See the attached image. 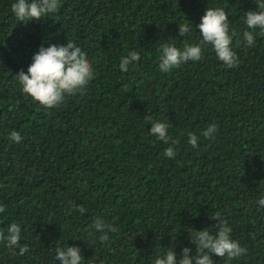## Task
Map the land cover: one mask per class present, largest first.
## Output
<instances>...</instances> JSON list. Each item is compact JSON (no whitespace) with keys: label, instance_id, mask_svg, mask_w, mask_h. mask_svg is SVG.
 I'll list each match as a JSON object with an SVG mask.
<instances>
[{"label":"trees","instance_id":"16d2710c","mask_svg":"<svg viewBox=\"0 0 264 264\" xmlns=\"http://www.w3.org/2000/svg\"><path fill=\"white\" fill-rule=\"evenodd\" d=\"M14 2L0 0V230L20 223L28 250L0 243V264H59L55 249L66 246L79 247L81 264H154L169 248L179 259L185 246L195 253L194 230L215 233L217 214L247 253L213 255V264H264V35L256 29L255 44L242 43L254 0H60L56 13L27 22ZM207 7L225 9L238 66L225 68L209 45L200 61L161 72L159 45L200 44L195 26ZM185 23L192 31L180 37ZM67 40L94 78L83 95L44 108L15 75L41 45ZM133 50L139 62L121 72ZM146 116L168 123L178 143L150 135ZM209 124L217 131L206 138ZM188 132L199 137L195 149ZM170 146L174 158L164 155ZM97 217L118 229L103 242Z\"/></svg>","mask_w":264,"mask_h":264},{"label":"clouds","instance_id":"9594fccd","mask_svg":"<svg viewBox=\"0 0 264 264\" xmlns=\"http://www.w3.org/2000/svg\"><path fill=\"white\" fill-rule=\"evenodd\" d=\"M255 10H248L243 16V22L248 30L242 33V43L245 47H251L256 42L255 30L259 29V34L264 35V0H254ZM60 7V0H15L11 4V11L18 21L27 22L29 20H42L49 14L56 13ZM192 24L178 25L180 37L192 31ZM201 36L200 44L190 45L185 43L182 48H178L174 43H163L159 45V70L167 73L170 70L179 68L189 61L196 62L202 59L203 49L211 46L217 59L227 69L238 66L239 59L232 48V41L237 33L230 30V22L224 8H208L200 18V23L196 25ZM140 54L133 50L121 58L119 68L121 72H128L129 65L139 62ZM21 85L22 92L30 97L33 102L44 108H55L62 104L66 97L76 94L83 95L89 82L94 78L92 66L87 59L86 53L74 41L67 40L65 45L52 44L48 47L41 45L33 54L30 65L25 73L23 70L15 75ZM151 124L149 134L155 136L159 141L172 145L178 142L172 140L168 134V123L153 120L151 116H146ZM217 131L215 124H209L202 132L204 137H209ZM188 144L193 149L198 147L199 137L188 132ZM9 139L15 143H20L23 139L18 131H12ZM174 147H168L164 155L168 158L176 156ZM259 207L264 208V195L257 201ZM75 211L83 214L86 209L82 205H73ZM5 208L0 206V213ZM213 220L218 221L215 225L216 231L211 234L205 228L194 230V235L190 241L195 245V253L190 255L191 249L185 246L181 250L178 259L177 253L171 248L155 258L154 264H213V255L220 258H227L230 262L247 253V249L242 247L236 240L231 238L232 229L227 223L220 219L219 214L213 216ZM92 227L96 232L102 233L99 236L101 242L107 239V232H116L118 229L110 223H106L103 218L97 217ZM21 224L13 222L7 226L6 232L0 230V243H5L13 254L23 255L27 252V246H21ZM19 252H16V249ZM55 259L59 264H81L84 258L77 246L57 247L55 249Z\"/></svg>","mask_w":264,"mask_h":264}]
</instances>
